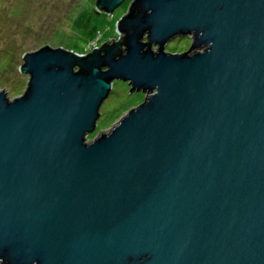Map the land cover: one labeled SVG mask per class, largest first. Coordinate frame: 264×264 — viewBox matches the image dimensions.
Listing matches in <instances>:
<instances>
[{
  "label": "water",
  "instance_id": "water-1",
  "mask_svg": "<svg viewBox=\"0 0 264 264\" xmlns=\"http://www.w3.org/2000/svg\"><path fill=\"white\" fill-rule=\"evenodd\" d=\"M116 32L0 92V264H264V0H133ZM121 83L146 98L92 140Z\"/></svg>",
  "mask_w": 264,
  "mask_h": 264
},
{
  "label": "rangeland",
  "instance_id": "rangeland-1",
  "mask_svg": "<svg viewBox=\"0 0 264 264\" xmlns=\"http://www.w3.org/2000/svg\"><path fill=\"white\" fill-rule=\"evenodd\" d=\"M96 1L0 0V92L4 91L11 100L25 92L28 76L19 70L24 54L45 46L91 53L108 40H113L109 44L119 41L117 23L133 0H127L112 14L98 11ZM190 47L191 40L181 37L170 42L165 51L183 54ZM153 51H157L155 47ZM145 98L142 93H131L128 83H121L120 91L107 106L100 132L92 140L112 130Z\"/></svg>",
  "mask_w": 264,
  "mask_h": 264
},
{
  "label": "trees",
  "instance_id": "trees-1",
  "mask_svg": "<svg viewBox=\"0 0 264 264\" xmlns=\"http://www.w3.org/2000/svg\"><path fill=\"white\" fill-rule=\"evenodd\" d=\"M122 14H123V12H121L120 15H122ZM120 15H119V16H120ZM88 53H90V52H83V53H80V54H84V55H85V54H88Z\"/></svg>",
  "mask_w": 264,
  "mask_h": 264
},
{
  "label": "bare ground",
  "instance_id": "bare-ground-1",
  "mask_svg": "<svg viewBox=\"0 0 264 264\" xmlns=\"http://www.w3.org/2000/svg\"><path fill=\"white\" fill-rule=\"evenodd\" d=\"M186 38H188V37H186ZM188 39H190V38H188ZM201 50H197L196 52H200Z\"/></svg>",
  "mask_w": 264,
  "mask_h": 264
}]
</instances>
